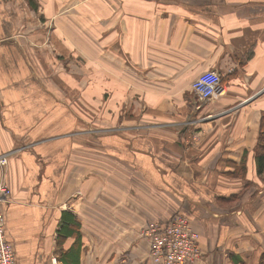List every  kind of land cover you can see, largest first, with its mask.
Instances as JSON below:
<instances>
[{
	"label": "crops",
	"instance_id": "0c3cea01",
	"mask_svg": "<svg viewBox=\"0 0 264 264\" xmlns=\"http://www.w3.org/2000/svg\"><path fill=\"white\" fill-rule=\"evenodd\" d=\"M31 1L0 0V178L17 264H65L77 239L78 264H147L144 226L178 212L204 264H259L252 210L233 206L256 178L264 0ZM207 70L223 89L204 100L192 84ZM66 212L74 236L60 234ZM236 213L247 223L227 222Z\"/></svg>",
	"mask_w": 264,
	"mask_h": 264
},
{
	"label": "built area",
	"instance_id": "2783aa9c",
	"mask_svg": "<svg viewBox=\"0 0 264 264\" xmlns=\"http://www.w3.org/2000/svg\"><path fill=\"white\" fill-rule=\"evenodd\" d=\"M192 87L199 98L204 100L223 89L220 75L214 70L202 72L195 79ZM6 163V155L0 154V164L6 165ZM10 196V187L4 178H0V264H17L13 246L7 240L4 231L3 204ZM166 222L163 220L150 221L144 230V236L151 244L152 264L184 263L186 259H191L187 255L195 254L192 244L193 242L196 244L197 234L190 224L189 217L184 214H176L173 219Z\"/></svg>",
	"mask_w": 264,
	"mask_h": 264
},
{
	"label": "rangeland",
	"instance_id": "374dc122",
	"mask_svg": "<svg viewBox=\"0 0 264 264\" xmlns=\"http://www.w3.org/2000/svg\"><path fill=\"white\" fill-rule=\"evenodd\" d=\"M23 9L25 10L26 8H23ZM98 60L100 61L102 59L99 58ZM95 61H97L96 58H93L92 62H95ZM82 62H83V66H88V64L90 63V56L86 53H83ZM103 63H104V61H103ZM100 67L104 68V64L100 65ZM85 86H88V85H85ZM85 86H83V89H85ZM104 123H105V121H103V124ZM255 153H256V151L253 152V154H254L253 156H255ZM243 167L244 166H241L242 171H240V175L244 176L246 173V167L244 169H243ZM255 175H256V178H254L252 175L247 176V177H245L246 176L245 175L243 177V181H242L243 188H241L239 193L235 194L236 197L238 196L237 200L239 201L240 204L233 206L234 212H236L239 208H241L242 205H244V207H246L247 209L252 210L251 213H253L252 214V220L253 221L251 220L250 224H248L247 221L245 220V216L243 213H241L239 216H237V213H236V216L226 215V217H228L227 222L231 221V222L235 223L233 220H236V222H237L239 219H242L245 223H247V225L250 228V233H251L250 237L252 238L251 243H253V245H254L250 249L249 252L254 254L257 257L260 255V253L262 251L264 252V174L259 175L255 171ZM230 207H228V208H230ZM170 217L171 216H168V217H165L163 219H154L153 218L150 221H153V220L166 221ZM189 220H190V224H192V226H193L192 228L194 229V232L197 234V242H196V244L194 242L192 244V249L195 250V254L193 256H191V253H190V255H187V257H191V259H186V261L184 263H180V264H204L205 259H204V254H203V248H202V245L200 243L201 233H199V231L194 227L193 222H192L190 217H189ZM205 221H206V223H208L207 219ZM147 224L144 226V228L141 232L142 236H144V230H145ZM226 225L230 226V223H226L225 226ZM148 247H149V250H148L147 264H152L153 259L151 256V244H150L149 240H148ZM152 254L154 255V252H152ZM129 262H133V259H130V256H127V260L125 261V263H129ZM248 263L252 264V263H250V261H248ZM166 264H171V263H166ZM242 264H245V263H242Z\"/></svg>",
	"mask_w": 264,
	"mask_h": 264
},
{
	"label": "trees",
	"instance_id": "16d2710c",
	"mask_svg": "<svg viewBox=\"0 0 264 264\" xmlns=\"http://www.w3.org/2000/svg\"><path fill=\"white\" fill-rule=\"evenodd\" d=\"M31 1V0H30ZM32 2V1H31ZM221 83H222V77ZM259 133L257 136V145H256V153H255V169L256 172L261 175L264 174V111L261 112L260 120H259ZM245 166L243 167V169ZM176 214H183L181 212H178ZM174 216H171L168 220L170 221L173 219ZM77 227V223L74 220V216L71 212H66L62 218L61 223V230L60 234L61 236H74L75 230ZM60 236V237H61ZM79 256H80V244L79 239L76 240L75 244L67 251L63 253V261L65 264H78L79 262ZM259 264H264V252H262L259 260Z\"/></svg>",
	"mask_w": 264,
	"mask_h": 264
}]
</instances>
